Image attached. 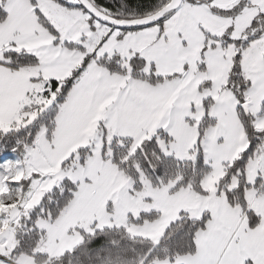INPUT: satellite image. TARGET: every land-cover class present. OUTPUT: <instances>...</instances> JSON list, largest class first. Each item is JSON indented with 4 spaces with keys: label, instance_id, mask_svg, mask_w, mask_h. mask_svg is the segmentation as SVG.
<instances>
[{
    "label": "snow or ice",
    "instance_id": "6c2138e0",
    "mask_svg": "<svg viewBox=\"0 0 264 264\" xmlns=\"http://www.w3.org/2000/svg\"><path fill=\"white\" fill-rule=\"evenodd\" d=\"M0 264H264V0H0Z\"/></svg>",
    "mask_w": 264,
    "mask_h": 264
}]
</instances>
